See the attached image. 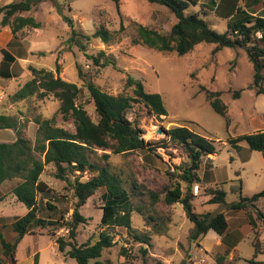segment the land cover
<instances>
[{
	"label": "rangeland",
	"instance_id": "obj_1",
	"mask_svg": "<svg viewBox=\"0 0 264 264\" xmlns=\"http://www.w3.org/2000/svg\"><path fill=\"white\" fill-rule=\"evenodd\" d=\"M17 1L20 0H0V7ZM240 5L256 16L264 10V0H242ZM198 9L190 5L185 13ZM19 15L33 17L40 27H25L12 36L10 27L0 24V63L2 50L14 57L12 63L0 70L11 75L10 79L0 76V116L13 124L10 129L0 125V142H14L16 135L21 134L34 146L37 122L43 120L74 132L72 120L62 118L59 100L51 94L38 92L22 100L14 98L32 78L31 68L51 71L75 84L80 89L76 103L84 107L93 121L97 117L86 84L92 83L110 95L131 96L132 88L126 85L128 76L140 80L145 91L159 94L166 109L167 115L160 118L143 104H135L128 111V120L144 132L142 138L149 144L145 149L125 155L96 150L91 157L101 166L108 164L120 177L129 194L131 223L128 229L102 225L104 189H99L79 209L86 222L76 229L77 244L93 242L100 234H107L112 246L102 251L99 261L103 264H264V221L256 216V209L264 215V198L255 203L256 209L248 207L247 212L207 204V190L216 186L225 191L226 204L238 201L240 195L251 197L264 189L263 153L251 151L245 141L230 143L241 135L264 131V93L257 94V88L252 86L253 70L244 50L223 48L212 53L215 45L201 43L178 56L136 42L138 24L165 34L176 22L167 8L146 0H120L118 9L113 0H42ZM64 17L70 18L72 28L82 35H91L103 27L110 34V42L92 39L86 43L85 53L79 51L67 42L72 28ZM1 18L2 14L0 21ZM206 20L218 33L227 29V20L213 15ZM100 51L105 54L100 62L107 59L111 64L101 67L85 56H96ZM260 88L264 92V81ZM209 91L221 93L219 98L227 107L225 117L210 107L206 100ZM235 92L238 96H234ZM174 127H186L212 141L216 148V154L202 157L197 173L200 181L192 185L191 192L196 212L225 215L228 226L222 236L209 231L204 237L190 240L192 224L181 205H167L163 201L166 192L178 182L179 171L175 167L187 162L180 145L167 134L156 133L158 128L167 132ZM103 153L110 154L107 160ZM54 173V166L49 164L39 178L52 192L38 197V216L51 221L63 216L66 223L71 219L75 200L66 182L56 179ZM92 175L84 172L81 179ZM19 182L12 179L0 186V236L8 243H13L16 236L13 222L27 213V208L12 195ZM182 188L185 190V185ZM148 190L157 200L153 201ZM46 202L53 207L45 208ZM65 235L64 227L40 231L31 225L17 245L16 264H28L34 254L39 255L40 264H75L57 250L56 238ZM255 242L262 254H255ZM219 257H223L221 263L217 261ZM5 260L0 244V262Z\"/></svg>",
	"mask_w": 264,
	"mask_h": 264
},
{
	"label": "trees",
	"instance_id": "obj_2",
	"mask_svg": "<svg viewBox=\"0 0 264 264\" xmlns=\"http://www.w3.org/2000/svg\"><path fill=\"white\" fill-rule=\"evenodd\" d=\"M41 1L20 0L0 7V14H2L0 24L9 26L12 36L25 27L38 29L40 24L33 17L19 14L29 12ZM113 1L118 9L120 0ZM146 1L167 8L176 22L165 34L138 24L136 42L159 52H175L178 56L191 52L196 45L201 43L215 45L212 53L223 48L243 49L253 70L252 86L257 88V94L264 93L260 91L264 81L262 74L264 70V10L262 15L256 16L238 8L235 13L236 19L234 17V20L227 22V29L223 33H218L210 27L206 20L207 17L213 15L215 0H204L199 4L184 0ZM190 5L198 6V11L186 14L185 11ZM64 20L71 28L73 27L70 18L64 17ZM92 39L108 43L111 37L108 30L103 27L97 28L91 35L79 34L72 28L67 42L85 53L86 43ZM1 55L0 70L14 61V57L6 50H2ZM85 56L101 67L111 64L107 59L100 62V59L105 57L102 51L96 56L87 54ZM30 71L32 78L14 94V98L22 100L38 92L41 95L51 94L59 100V112L62 118L72 120L74 132L54 127L51 120H43L37 122L34 146L21 134L16 135L14 142H0V186L6 181L19 179L20 182L12 189V195L27 208V213L12 224V229L16 234L14 242L8 243L0 236V244L6 257V260L0 264H16L17 245L33 224L40 231H49L57 227L66 228L67 235L58 236L55 244L57 250L65 253L69 259L75 261V264H103L99 258L104 249L112 246L111 238L107 234H100L99 238L93 242L77 244L76 229L79 224L86 222L79 212L80 207L97 190L104 189L102 225L130 228L131 210L129 194L122 187L120 177L111 171L108 164L101 166L92 161L91 157L96 155V150L125 155L145 149L149 144L142 138L144 132L136 123L128 120L127 113L135 104H143L153 115L160 118L167 115L163 101L159 94L145 91L142 82L131 76L126 79V85L132 88L131 96L110 95L94 84L88 83L85 87L93 102L97 117V121H93L84 107L76 103L80 89L75 84L62 80L58 75L54 76L51 71L35 68H31ZM56 72L58 73L57 70ZM0 76L5 79L11 78L7 70L0 71ZM220 95V92L209 91L206 93V100L215 113L225 117L227 107L220 100ZM234 96H238V92H235ZM0 125L6 129L13 128V124L5 116H0ZM167 135L172 142L184 149L187 162L175 167V170L179 171L176 176L178 182L166 192L163 198L164 203L181 205L186 219L192 224L190 240L195 241L204 237L209 231L222 236L228 226L225 215L222 212L215 214L196 212L193 206L194 195L191 192L192 185L200 181L197 173L202 157L216 154L214 144L186 127L171 128L167 130ZM240 141H245L251 151L262 152L264 155V131L241 135L231 139L230 143L235 145ZM109 155L103 153L102 157L107 160ZM49 164L55 168L54 177L66 182L75 200L71 219L66 223L63 221V216L55 221L41 219L38 216L40 210L38 197L42 198L52 192L39 179L45 166ZM84 172L93 173V175L81 179V174ZM68 174L73 178L70 179ZM182 184L185 185V190ZM207 192L210 196L208 205L222 204L230 211L247 212L248 207L256 209L255 203L260 198H264L263 189L251 197L240 195L238 201L226 204V194L221 187L210 188ZM148 193L153 201L157 200L153 192ZM52 207L48 202L45 203V208ZM256 212L257 218L264 221V215L257 209ZM143 241L146 243V240ZM257 246L258 242H255V254H262L258 252ZM217 261L221 263L223 257H219ZM35 264H37L36 261Z\"/></svg>",
	"mask_w": 264,
	"mask_h": 264
},
{
	"label": "crops",
	"instance_id": "obj_3",
	"mask_svg": "<svg viewBox=\"0 0 264 264\" xmlns=\"http://www.w3.org/2000/svg\"><path fill=\"white\" fill-rule=\"evenodd\" d=\"M184 1L190 3L203 2V0H184ZM241 1L242 0H215L216 5L213 11V16L216 18H222L223 20H227V22L234 20V14L237 12L238 8H241L240 5ZM217 243L220 244V241H217ZM35 261L37 264H40L38 254L32 255L31 261L28 264H35Z\"/></svg>",
	"mask_w": 264,
	"mask_h": 264
},
{
	"label": "water",
	"instance_id": "obj_4",
	"mask_svg": "<svg viewBox=\"0 0 264 264\" xmlns=\"http://www.w3.org/2000/svg\"><path fill=\"white\" fill-rule=\"evenodd\" d=\"M156 133L157 134H167V132H165L164 130H162V129H160V128H158L157 130H156Z\"/></svg>",
	"mask_w": 264,
	"mask_h": 264
},
{
	"label": "bare ground",
	"instance_id": "obj_5",
	"mask_svg": "<svg viewBox=\"0 0 264 264\" xmlns=\"http://www.w3.org/2000/svg\"><path fill=\"white\" fill-rule=\"evenodd\" d=\"M154 129V128H153ZM151 133L147 134V136H149Z\"/></svg>",
	"mask_w": 264,
	"mask_h": 264
}]
</instances>
